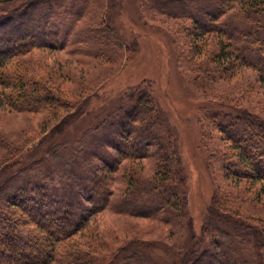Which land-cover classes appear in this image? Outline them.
<instances>
[{
	"label": "trees",
	"instance_id": "obj_1",
	"mask_svg": "<svg viewBox=\"0 0 264 264\" xmlns=\"http://www.w3.org/2000/svg\"><path fill=\"white\" fill-rule=\"evenodd\" d=\"M70 1L0 0V106L20 112H48L55 118L59 112L56 109L64 110L65 105L72 104L44 77L31 73L25 60L37 50L60 49L69 43L75 22L70 23L67 18L76 14L73 4L69 7ZM151 2L160 13L192 21L187 29L193 40L216 36L214 66L208 64L205 70L195 68L187 54L192 70L204 73L203 81L233 77L240 68H249L264 86V0ZM109 36L106 35L107 41ZM88 39L96 41L95 35H88ZM73 105L61 117L62 121H76L88 111L81 101ZM202 108L211 133L228 142L227 150H214L213 158L227 176L253 181L259 185L258 192L264 193V117L223 98L207 99ZM112 113L116 118L112 117L110 134H105L102 142L106 141V146L115 151L107 147L98 154L103 165L92 162L96 157L91 154L89 162L81 164L83 177L75 181L66 179L62 187L40 183L38 177L36 181H21L22 171H31L40 162L28 156L14 158L17 148L0 133V148L4 149L0 150V264H170L156 247H148L150 242L141 239L126 240L119 247L100 253L63 249L71 241L79 243L83 239L74 237L88 213L105 209L162 222L171 216L185 217L193 230L186 187L188 172L176 148L173 126L163 116L150 90L142 83L135 85ZM64 124L58 125V132L63 131ZM93 128L101 129L99 124ZM152 156L157 157L158 164L153 177L146 179L138 174L136 162ZM120 168L124 169L126 189L116 197L113 179ZM208 211L207 223L202 228L210 233L209 242L193 231L186 251L176 255L171 264H264V229L249 223L236 211L225 210L220 197L213 198ZM237 232L250 238V253L242 252L241 243L228 247L218 235L233 236ZM91 242L92 247L103 244ZM84 243H88L86 237ZM202 245L206 249L201 250ZM217 245L220 250L215 249ZM157 255L163 258L160 263L154 259Z\"/></svg>",
	"mask_w": 264,
	"mask_h": 264
},
{
	"label": "rangeland",
	"instance_id": "obj_2",
	"mask_svg": "<svg viewBox=\"0 0 264 264\" xmlns=\"http://www.w3.org/2000/svg\"><path fill=\"white\" fill-rule=\"evenodd\" d=\"M64 4L68 7L67 1ZM72 4L76 14L71 13L67 18L70 23L75 22L69 43L60 49L37 50L25 60L31 73L44 77L67 102L81 101L88 111L78 120L67 122L61 117L73 109L72 104L65 105L64 110L56 109L59 112L55 118L48 112H20L0 106V133L17 148L14 158L28 156L40 162L37 168L22 171L20 180L36 181L38 177L40 183L62 187L66 179L75 181L83 177L81 164L89 162L91 154L96 157L90 158L92 162L103 165L97 159L98 154L107 147L115 151L106 146V141L102 142L110 134V122L115 117L112 111L127 99L135 85L142 83L173 126L176 148L188 172L186 187L193 230L185 217L171 216L162 222L105 209L87 214L83 227L74 237L80 236L83 243L71 241L63 249H90L100 253L119 247L126 240L141 239L150 242L148 247H156L171 264L176 255L186 251L193 231L209 242L210 233H205L202 227L207 223L208 208L215 196L221 198L225 210L236 211L249 223L264 229V193L258 192L259 185L253 181L227 176L213 158L214 150H227L228 142L211 133L202 108L207 99L223 98L264 117V86L256 72L240 68L233 77L203 81L204 73L192 70L187 54L195 68L205 70L208 64L214 66L216 36L193 40L187 29L192 21L168 12L160 13L151 0H72L69 7ZM105 34L110 35L108 41ZM88 35H95L96 41L88 39ZM195 44L200 50H196ZM61 123L63 131L58 132ZM95 124H99V131H94ZM136 163L138 174L146 179L153 177L157 157L141 158ZM123 171L120 168L113 179L116 197L126 189ZM218 235L228 247L241 243L242 252L250 253L248 236L241 237L238 232L233 236ZM85 237L88 243H84ZM91 241L103 244L92 247ZM200 247L206 249L205 245ZM215 249L220 250V246ZM154 259L160 263L163 258L157 255Z\"/></svg>",
	"mask_w": 264,
	"mask_h": 264
}]
</instances>
